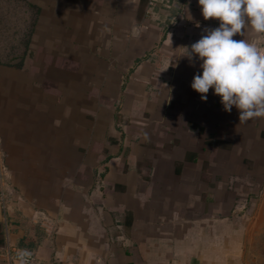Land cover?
<instances>
[{
	"label": "crops",
	"instance_id": "obj_1",
	"mask_svg": "<svg viewBox=\"0 0 264 264\" xmlns=\"http://www.w3.org/2000/svg\"><path fill=\"white\" fill-rule=\"evenodd\" d=\"M17 1L33 24L0 57V264H251L264 118L201 100L181 55L219 21L198 0Z\"/></svg>",
	"mask_w": 264,
	"mask_h": 264
},
{
	"label": "clouds",
	"instance_id": "obj_2",
	"mask_svg": "<svg viewBox=\"0 0 264 264\" xmlns=\"http://www.w3.org/2000/svg\"><path fill=\"white\" fill-rule=\"evenodd\" d=\"M198 5L203 18L217 19L219 26L205 29L206 35L190 48L184 47L181 55L202 61V73L194 75L192 89L201 94V100L213 89L225 111L231 112L233 106L239 110L240 123L264 118V42L257 39L264 36V0H198ZM246 30L253 39H233L237 34L244 36Z\"/></svg>",
	"mask_w": 264,
	"mask_h": 264
},
{
	"label": "rangeland",
	"instance_id": "obj_3",
	"mask_svg": "<svg viewBox=\"0 0 264 264\" xmlns=\"http://www.w3.org/2000/svg\"><path fill=\"white\" fill-rule=\"evenodd\" d=\"M21 1L0 0V57L8 59L9 56L16 57L19 52L17 46L26 44L33 24V11L31 8L20 7ZM8 5V8H7ZM17 12H25V31L20 34L16 31L17 24L22 26V18ZM20 40H19V38ZM20 49V47H19ZM252 223V222H251ZM246 251L249 255L248 262L251 264H264V222H253L249 225Z\"/></svg>",
	"mask_w": 264,
	"mask_h": 264
}]
</instances>
